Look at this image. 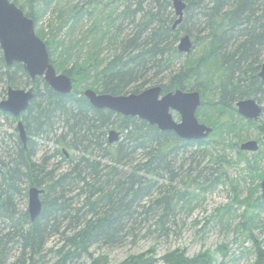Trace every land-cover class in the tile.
<instances>
[{
	"label": "trees",
	"instance_id": "1",
	"mask_svg": "<svg viewBox=\"0 0 264 264\" xmlns=\"http://www.w3.org/2000/svg\"><path fill=\"white\" fill-rule=\"evenodd\" d=\"M12 2L19 6L17 0ZM184 2L187 7L183 21L172 28L175 17L170 0H85L83 5L72 7L69 16L72 28L85 17L90 21L77 40L80 45L86 44L81 56L72 60L71 40L60 51L54 41L46 43L51 63L57 72L72 78L74 90L62 95L50 89L43 79L34 82L36 96L22 117L30 137L26 145L18 140L20 148L8 163L0 166V185L4 187L0 190L1 210L14 208L15 195L27 194V188H22L24 182L28 187L45 189L40 197V216L32 222L26 211L19 228L23 245L31 249V264H39L35 257L49 237L62 233L61 226L49 225L50 221L79 213L86 206L87 215L72 228L71 236L63 232V246L57 250L60 259L53 264H68L76 254L89 256L91 264H104L100 258H93L89 250L95 244L109 245L134 232L132 223L137 221L140 209L145 208L141 203L148 198L151 208H161L159 224L165 232L166 216L176 203L168 202L166 194L160 196L158 191L162 190L156 179L166 173H170L171 180L177 177L174 169L179 155L211 144L213 137L235 133L239 130L237 123L241 128L254 126L255 122L245 121L237 114L235 103L249 97L258 100V94L264 90V80L256 72L264 60V0ZM26 7L21 6L35 23L40 12H34L30 3L27 10ZM184 33L195 39L188 55L176 49ZM182 57L184 62L176 65L175 61ZM31 83L21 63L6 66L0 48V86L4 94L9 87ZM153 84L160 85L163 93L198 90L203 102L198 116L201 122L213 127L208 138L180 139L174 132L161 131L137 117L95 109L83 96L86 88L120 95L138 93ZM110 126L122 133L121 140L114 144L107 141ZM262 129L264 132V126ZM33 136H56L54 155H62L63 161L70 163L69 169L55 174L37 162ZM260 144V153L264 154V142ZM63 149L80 152V156L68 158ZM70 184L75 185V191L80 189L77 198L84 196L79 209L69 205L70 195L64 189ZM253 203L256 208H264L260 197ZM262 255L258 251L255 264L264 260ZM153 260L154 251L150 248L120 264H156ZM163 261L214 264L207 252L190 258L181 250L167 253Z\"/></svg>",
	"mask_w": 264,
	"mask_h": 264
},
{
	"label": "rangeland",
	"instance_id": "2",
	"mask_svg": "<svg viewBox=\"0 0 264 264\" xmlns=\"http://www.w3.org/2000/svg\"><path fill=\"white\" fill-rule=\"evenodd\" d=\"M17 2L19 8L25 5L27 10L30 3L34 12H40L35 22V33L45 43L54 41L58 46L57 51H60L63 45H67L71 40L70 44L74 49L69 55L72 60L81 56L86 44L80 45L77 40L81 38L84 28L90 21L85 17L72 28L69 16L71 8L83 5L85 0H60L53 3H49V0ZM173 12L175 21L172 22V28L179 18L174 6ZM177 25L178 23L175 27ZM189 37L193 47L195 39L190 35ZM184 60L185 57H182L176 60L175 64L179 66ZM263 63L264 60L260 70L256 72L259 78L264 80V77H260ZM2 88L0 86V100L7 94L3 93ZM261 92L257 96V102L262 107V113L254 126L241 128L242 125L237 123L239 130L235 133L225 134L222 138L213 137L216 142L192 148L185 156L179 155L174 169V172L179 174L177 177L171 180L170 173H166L163 178L156 179L159 189L162 190L158 191L161 193L160 196L166 194L168 202L176 203L175 209L171 208L170 215L166 216L165 232L160 229L159 224L162 221L158 209L161 208H151L152 203L148 198L141 203L145 208L140 209L136 215L137 221L132 223L134 232L118 242L110 243L111 245L107 243L93 245L89 250L93 258H100L104 264H120L128 257L144 253L150 248L154 251L153 261L156 264H165L164 255L174 250L184 251L190 258L207 252L214 260V264H255L260 250L264 256V208H256L253 203L261 195L260 183L264 179V154L260 153L262 150L260 143L264 142L262 129L264 90ZM172 114L176 121L180 120L177 112L172 111ZM17 125L11 114L9 116L0 114V166L3 162L8 163L20 148ZM114 129L118 130L115 127ZM62 131L63 128L60 126L58 132L61 134ZM52 137L47 140L33 136L36 149L34 157L37 162L44 161L48 171L55 174L64 173L69 169L70 163L63 161L62 155H54L57 146L54 141L56 136L53 137L54 140H50ZM249 140L259 142L260 150L256 152L259 156L243 151V154H239L241 151L239 146ZM233 143H236V146ZM67 155L68 158L78 157L80 152L69 149ZM24 187L28 188L26 182L22 185V188ZM0 190L2 191L3 187ZM79 192L80 189L67 193L71 199L69 205L72 204L76 209L81 208L84 200V196L76 197ZM13 201L14 208L0 209V264H31V249L23 245L19 235V228H22L21 223H24V215L28 209V196L17 194ZM87 212L86 206L79 213L73 212L71 216L65 218L59 216L55 221L51 220L49 225H60L62 233L50 236L35 260H38L39 264H53L60 259L57 250L63 246V232L71 236L72 228L80 222L82 216L87 215ZM46 233L45 231V236ZM67 250L68 248L64 251ZM76 255L68 264L92 263L89 256ZM260 264H264V260H260Z\"/></svg>",
	"mask_w": 264,
	"mask_h": 264
},
{
	"label": "water",
	"instance_id": "3",
	"mask_svg": "<svg viewBox=\"0 0 264 264\" xmlns=\"http://www.w3.org/2000/svg\"><path fill=\"white\" fill-rule=\"evenodd\" d=\"M175 13L179 17L175 25L183 20V11L186 5L183 0H170ZM173 27V28H174ZM177 50L181 53H190L192 41L189 35L179 38ZM0 48L2 58L6 66L21 63L28 77L35 81L42 77L47 86L62 94L73 91L72 78L67 74L57 73L56 68L50 63L49 50L46 43L35 33V23L23 13V10L9 0H0ZM260 76L264 77V64ZM33 87L28 89L14 90L9 87L7 99L0 101V110L19 116L21 111L29 105V100L34 97ZM85 98L95 109H112L118 114L128 117L144 119L149 124L157 126L161 131H172L181 138L189 141L206 139L213 128L198 122L194 116L195 110L201 101V94L197 91L162 92V87H153L142 93L115 96L111 94L96 93L90 88L83 92ZM237 112L249 120L259 118L261 106L253 98L242 99L236 103ZM179 113L180 120L176 121L172 112ZM19 135L23 144L27 141L24 125L18 123ZM122 134L120 131L111 129L108 134V142H118ZM241 150L256 152L259 149L255 140L245 141L240 145ZM261 198L264 200V180L261 185ZM43 192L37 188L28 191V212L31 221L40 216L42 201L40 195Z\"/></svg>",
	"mask_w": 264,
	"mask_h": 264
},
{
	"label": "bare ground",
	"instance_id": "4",
	"mask_svg": "<svg viewBox=\"0 0 264 264\" xmlns=\"http://www.w3.org/2000/svg\"><path fill=\"white\" fill-rule=\"evenodd\" d=\"M184 1V0H183ZM185 3V2H184ZM186 4V3H185ZM187 7V6H186ZM185 10V9H184ZM177 49V48H176ZM5 62V61H4ZM25 70V69H24ZM26 72V71H25ZM29 78V77H28ZM30 79V78H29ZM37 79H43V76L42 77H38V78H36V80ZM36 80L35 81H32L31 80V85H28V86H26V85H24V86H20L19 88H14V87H12L14 90H20V89H28V88H31V87H34V82H36ZM43 81H44V83H45V80L43 79ZM46 84V83H45ZM47 85V84H46ZM153 87H161L160 85H157V84H153V86H150V87H148V88H145V89H143L142 91H144V90H147V89H150V88H153ZM9 89V88H8ZM7 89V90H8ZM50 89H52V88H50ZM52 90H54L56 93H59V94H62V93H60V92H58L57 90H55V89H52ZM142 91L141 92H138V93H142ZM163 91V90H162ZM4 93V92H3ZM62 95H64V94H62ZM35 96H36V90H35V93H34V97H32L31 98V100H29L30 102H29V105H28V107L25 109V110H23V111H21V114L19 115V116H15V115H13L12 113H7V112H4L3 110H0V112H2V115H4V116H9L10 114H11V116H13V119L14 120H16V122H17V124L19 123V122H22V124L24 125V129H25V133H26V135H27V137H29V135H28V132H27V129H26V126H25V124L23 123V119H22V117H23V115L25 114V112L28 110V108L30 107V105H31V103H32V99H34L35 98ZM84 96V95H83ZM85 98V97H84ZM249 98H251V97H249ZM5 99H7V94H6V97L4 98V99H2V100H5ZM85 99H87L88 101H89V103L92 105V103L90 102V99H88V98H85ZM2 100H0V101H2ZM202 101H200V103H199V106H198V108L195 110V112H194V116L196 117V119H197V121L199 122L200 120H201V117L200 116H198V111L203 107V105H202ZM92 107L94 108V106L92 105ZM108 111H112V112H114V113H116V114H118L117 112H115V111H113L112 109H107ZM1 114V113H0ZM120 115V114H119ZM122 115V114H121ZM125 117H128V116H125ZM132 117H134V116H132ZM138 118V117H137ZM138 119H140V118H138ZM140 120H144V119H140ZM114 127L113 126H110L109 128H108V132H110V130L111 129H113ZM17 130H18V132H19V129H18V125H17ZM175 134V133H174ZM176 135V134H175ZM178 138H180V139H183V138H181L179 135H176ZM20 138V137H19ZM40 139H47V138H40ZM20 140V142L22 143V141H21V139H19ZM47 140H49V138L47 139ZM50 140H54V139H50ZM57 140V139H56ZM183 140H185V139H183ZM55 141V140H54ZM43 162V164H45V162L44 161H42ZM3 187V186H2ZM2 187H0V188H2ZM4 188V187H3ZM30 188H37L38 190H41L43 193H45V189L44 188H42V187H39V186H29L28 188H27V190H29ZM76 189V187H75V185L74 184H70V187L69 188H66V189H64V191H74ZM66 195H68V194H66ZM27 212H28V209H27Z\"/></svg>",
	"mask_w": 264,
	"mask_h": 264
}]
</instances>
